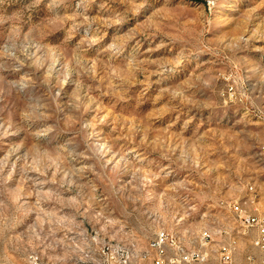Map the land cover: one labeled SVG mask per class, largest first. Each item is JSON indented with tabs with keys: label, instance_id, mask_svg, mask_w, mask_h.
Listing matches in <instances>:
<instances>
[{
	"label": "rangeland",
	"instance_id": "rangeland-1",
	"mask_svg": "<svg viewBox=\"0 0 264 264\" xmlns=\"http://www.w3.org/2000/svg\"><path fill=\"white\" fill-rule=\"evenodd\" d=\"M262 145L264 0H0V264L258 256Z\"/></svg>",
	"mask_w": 264,
	"mask_h": 264
},
{
	"label": "built area",
	"instance_id": "built-area-1",
	"mask_svg": "<svg viewBox=\"0 0 264 264\" xmlns=\"http://www.w3.org/2000/svg\"><path fill=\"white\" fill-rule=\"evenodd\" d=\"M260 151L264 153V145L260 147ZM230 208L235 220L244 229L254 231L251 242L257 249L258 256L247 254L243 261H236L233 257L234 247L230 243L227 247H223L216 264H264V213L256 207L249 209L236 202L230 205ZM211 241L212 234L209 233L200 240V247L186 249L173 239V235L161 228L150 239L147 248L139 250V255L127 254L126 246L124 249H116V243L103 246L101 264H207L209 251L206 247ZM29 258L30 264H41L37 254H32Z\"/></svg>",
	"mask_w": 264,
	"mask_h": 264
},
{
	"label": "bare ground",
	"instance_id": "bare-ground-1",
	"mask_svg": "<svg viewBox=\"0 0 264 264\" xmlns=\"http://www.w3.org/2000/svg\"><path fill=\"white\" fill-rule=\"evenodd\" d=\"M260 154L264 155V153L261 152V151H260ZM207 234H209V233H205V235H203V237L207 236ZM203 237H202V238H203ZM120 249H123V248L121 247Z\"/></svg>",
	"mask_w": 264,
	"mask_h": 264
}]
</instances>
